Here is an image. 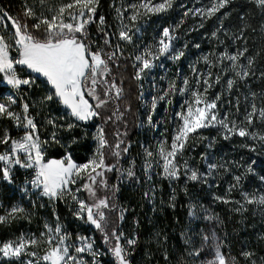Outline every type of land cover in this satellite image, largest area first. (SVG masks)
<instances>
[{
  "label": "snow or ice",
  "instance_id": "1",
  "mask_svg": "<svg viewBox=\"0 0 264 264\" xmlns=\"http://www.w3.org/2000/svg\"><path fill=\"white\" fill-rule=\"evenodd\" d=\"M231 2L232 0H209L207 6L188 8L184 16L199 17L202 21L199 27L202 28L204 20L213 17L219 20L220 16L217 14ZM251 2L264 10V0ZM36 3L40 6L39 10L25 2L22 18L13 17L0 9V27L5 30L9 26L11 28L10 38L5 32H0V122L9 121L22 133L17 138L7 126L0 123V179L12 184L17 167L25 171L31 170L32 178L27 181V185L35 190L34 194L46 197L53 205L56 202L67 204L75 219L90 225L101 234V243L114 258V264H132L130 257L139 237L135 233L127 236L119 227L128 209L113 203L119 184H110L108 174L115 173L118 182L135 180L139 183L135 171L136 161L132 159L127 168L121 165V160L128 156L131 148V144L124 139L127 133L117 130L113 134L115 141L110 143L104 127L114 117L115 120H121L125 112L131 111V107L128 106L121 112L117 103L115 111L106 118L101 109H106L109 104L120 101L124 96L123 81L117 82L111 67H118L117 61L125 56L120 42L133 44V37L140 32L139 22L167 13L173 8L174 0H139L138 3L121 6L113 4L118 22L115 33L108 30L105 16H98L100 0H67L58 6H49L47 0H36ZM223 15L227 16L228 13L224 12ZM239 19L244 21L245 17L241 15ZM29 21L33 23L29 25ZM93 24L97 26L102 44L90 36L89 27ZM178 27L179 25L164 27L154 43L136 45V53L127 57L133 61L135 80L142 81L154 68L162 67V58L179 61L185 56V51L177 49L174 43L178 39ZM247 27L249 25L244 23L238 28V34H229L221 21L220 27L211 33V37L224 44V40H220L218 35L223 30L233 44L242 40L245 46L231 52L225 48L221 52L213 51L202 55L198 62L206 66L203 71L195 63L190 65L194 83L188 77H184L179 86L176 80H170L158 95L151 97L146 116L150 125L159 103L171 105L172 97L176 95L190 94L191 98L185 99L180 105L182 110L176 113L179 123L176 124L170 141L167 137L164 138L155 151L144 147V172L148 182L152 181L154 167H159L161 171L156 174L164 180L176 182L183 178L185 186L182 191L186 195L188 182L218 187L209 184V180H215L221 174L220 170L229 172L231 169L227 163L213 162L208 152H201L199 158L204 161L206 168V171H201L185 158L188 152L195 149L198 141L209 139L202 134L203 129H216L224 140L238 136L242 140L247 138L259 141L264 148V133L254 130L257 121L264 126V94L259 96V104L256 92L244 94L242 119L237 118L242 109L240 96L236 95L234 100L223 99L225 95L231 96L234 89L239 92L241 84L246 85L250 79L257 78L256 56L246 55L249 52L245 36ZM261 30L264 31V24L261 25ZM113 36L117 43H113ZM187 46L185 44L184 48ZM195 47L199 48L200 45L196 44ZM13 52L16 53L15 56ZM157 62L161 63L158 65ZM25 70L28 75L22 76L21 72ZM41 77L49 86V91L37 101V105L44 107L55 102L63 106L67 117L71 118L70 121L61 123L65 117H45L44 123L51 129L46 138L41 137V124L37 121L40 113L33 114L34 106L24 99ZM258 78L264 79V71H259ZM222 82V90L210 96V91ZM153 87H156L154 82ZM10 90L22 92V102L18 105L20 111L13 108V105L18 104V99ZM5 95L8 96L6 101ZM222 108L225 109L223 114ZM96 119H102L104 123L95 125L96 131L92 135L95 147L84 162H77L70 149L86 139L87 132L83 137L73 133L82 124L87 125ZM61 132L69 135L61 136ZM214 142L215 137L209 140L206 148L211 149ZM52 146L64 150L62 158H46L48 149ZM241 146L251 152L257 151L255 144ZM110 159L114 162L110 163ZM255 163L256 161L251 160L246 167L237 163L235 167L243 168L244 171L232 176L234 183L228 186L226 195H213V199L223 204L238 205L233 209L238 213L248 211V205H255L264 212V193L240 190L245 174H254ZM261 171L264 172V168ZM260 180L264 182V174L260 176ZM236 190H240L241 200L231 198L232 192ZM24 191L27 192L28 187ZM81 193L86 194L84 198ZM155 195L154 186L144 192L150 202L155 199ZM176 198L173 188L169 199L170 207L175 208ZM188 207L189 217L196 218L197 205L190 203ZM201 211L204 213L203 219L219 221V217L209 209L201 206ZM113 212L117 213L116 221L111 219ZM53 216L55 224L45 223L39 236L21 234L14 240L0 242V259L9 264L12 261L20 264H99L98 257L104 253L96 247L95 239L77 236L73 241L55 211ZM17 219L30 221L31 214L22 205L12 206L5 214H0V225L10 224ZM136 224L138 226V221ZM210 239L218 242L212 249L213 257L204 264H264V256L258 257L247 245L242 246L239 253L233 256L222 251L224 241L218 240L215 231L211 235H202L204 244ZM259 240L264 242V235ZM193 243L191 237L185 239L186 245ZM41 246H44L43 255L36 250ZM202 249L203 245L192 247L188 255L199 257ZM22 257L29 259L23 261ZM85 257H91V260ZM164 259H168L166 253Z\"/></svg>",
  "mask_w": 264,
  "mask_h": 264
},
{
  "label": "trees",
  "instance_id": "2",
  "mask_svg": "<svg viewBox=\"0 0 264 264\" xmlns=\"http://www.w3.org/2000/svg\"><path fill=\"white\" fill-rule=\"evenodd\" d=\"M50 1L47 0L49 4ZM67 2V0H65ZM27 2L29 5L35 6L39 10L40 6L36 3V0H0V7L7 11L13 17H23L24 4ZM209 2V0H174L173 8L170 11L169 16L175 17L182 14L184 9L181 5L187 7L196 6L198 3ZM118 0H100V6L98 9V16L104 15L106 18V24L109 26V31L112 33L116 32L115 24V11L112 7L113 4L116 6ZM227 12L228 15L224 16L223 13ZM220 16L218 20L213 17L210 20L203 21V27H199L202 21L198 22L195 29L190 33V37L199 43L200 51H205L211 53L221 52L227 48L229 52L233 51L235 48H241L245 46L244 41H236L235 44L224 35L223 30L218 33L220 40H224V44H220L216 39L211 37V33L220 27L221 21H223V26L228 30L229 34H238V28L246 23L249 27L245 28V36L247 38L246 46L249 52L246 55L256 56V67L257 78L250 79L247 84H241L239 92L236 89L233 90L231 96L225 95L223 99L227 101L228 99H233L236 95L241 98V114L237 117L242 119L243 116V97L245 93L249 91H254L258 95L257 103H260L259 96L264 94V79L258 78L259 71H264V31L261 30V25L264 24V10L257 8L251 0H232V2L226 7V9L221 10V13L217 14ZM243 15L245 17L244 21H241L239 17ZM184 14L182 19H184ZM186 20H190V17H185ZM29 25L33 21L28 22ZM255 29V31H253ZM90 36L92 39L99 40L100 34L97 32V26L95 24L89 27ZM113 43H117L115 36L112 37ZM124 48L125 56L117 61L118 67L111 65L112 73L116 77L117 82L123 81L122 87L124 88L123 98L112 104H109L106 109H101L103 116L106 118L115 111L116 104H119V109L124 112V109L128 106L131 107V111L125 112L121 120H115L113 118L112 122L104 124L105 132L110 143L115 141L114 132L119 130L120 132H126L127 135L124 137L127 143L131 144L130 151L135 150L137 146V141L140 135V121H141V81L134 79L135 69L132 67L133 61L127 57L131 54L130 49L127 44L120 42ZM260 53V55H256ZM215 72L216 69H213ZM22 75H28L27 70L22 72ZM35 76L36 74H32ZM227 78V77H226ZM225 78V79H226ZM223 88V82L221 85H217L216 88L210 91L211 96H214L216 92L221 91ZM49 86L46 84L44 79L41 77L37 79V84L31 89V94H42L47 93ZM32 104L31 102H29ZM33 114L39 112L40 115L37 116L38 123L41 124V137L46 138L49 134L50 127L44 123V118L47 117L46 112L44 113L43 107L37 104H32ZM51 107L54 108L55 117H62L63 115L67 117L66 110L63 106L56 104L55 102L50 103ZM227 107V106H226ZM53 111V113H54ZM234 111V109H233ZM6 126L11 131L12 135L17 137L20 136L21 132L14 128L9 121ZM102 119H96L89 122L87 125H83L76 129L73 135L80 137L84 136L87 132V138L82 139L79 145L73 146L70 151L73 153L74 159L79 162H84L85 159L89 157L94 148V142L92 141V135L94 134L95 125L103 124ZM5 126V124H4ZM254 130L257 132L264 133V126H262L258 121L254 125ZM202 134L208 137V140L203 142L198 141L197 147L188 152L187 154L197 158L202 150H207L211 153L214 161L216 163H227L228 167L231 169L229 172H223L220 170L221 174L217 176L214 180V184L218 187H214V190H206L205 184H193L188 182V193L187 195L182 191L185 184H182L183 178L179 181L176 186V200L175 208L169 206V202L164 206H159L154 211H151L150 206L144 203L142 192L137 189H133L129 186L128 182H118L115 177V173H109V183L119 184V191L115 194L113 198V203L118 205L120 208L126 207L128 211L125 213V219L120 223L119 227L129 228L128 232L132 230L135 235L139 237L138 243L135 247V251L131 255L130 259L132 264H137L138 256H144V264H192L195 262L203 263L208 256L213 257V247L216 242L209 240L207 244H204L200 234L211 235L212 231L216 232V236L219 241H224L222 251L231 254L233 256L237 255L241 250V247L247 245L249 249L254 250L257 256H264V242L259 240L261 235H264V212H262L255 205H248V211L245 212H235L233 209L238 207L235 204H223L213 199V195H226L227 188L230 184L234 183L232 176L235 174H240L244 171L243 168H236L237 163L247 166L248 162L251 160L256 161L254 166V174H245L242 181V188L240 190L256 193H264V182H261L260 176L264 174L262 168H264V148L260 146L259 141L248 140L247 138L241 139L238 136H233L230 140H224L223 137L218 133L216 129H203ZM61 135L67 136L68 133L61 132ZM215 137V142L211 149L206 148V143H209ZM242 144H255L257 151L251 152L248 148L242 147ZM91 146V147H89ZM63 149L58 146L49 147L47 152V158H61L63 155ZM186 154V155H187ZM127 157L121 160V165L124 166ZM109 162H114L112 159ZM137 166V164H135ZM137 170V168L135 167ZM135 170V171H136ZM137 173V172H136ZM137 175V174H136ZM130 183H135V180H130ZM162 191L167 194L169 191V182L163 180L161 182ZM240 190L232 192L231 198L235 200H241ZM194 194L195 199L199 203V208L203 206L209 209V211L219 217V221H207L203 219L204 213L200 210V219L193 223L191 217H189L187 208L186 198L189 194ZM85 197V193H82ZM111 195V193H109ZM14 197V195L9 198ZM55 207L58 209L59 214L66 213L67 208L62 206L61 202H57ZM111 219L113 221L117 220V213L113 212L111 214ZM136 219V220H135ZM134 221H138V226ZM196 228V236L193 233V227ZM201 230V233H200ZM93 234L99 244H101L105 249L106 246L101 243V234L93 228ZM187 236H184V233ZM128 233V234H129ZM191 237L193 240L192 245H186L185 239ZM203 245L201 256L193 258L188 255L192 247H201ZM165 253L168 259H164ZM112 259V264H114V258L109 253ZM0 264H9L8 261H0ZM11 264H20L18 261H12Z\"/></svg>",
  "mask_w": 264,
  "mask_h": 264
},
{
  "label": "rangeland",
  "instance_id": "3",
  "mask_svg": "<svg viewBox=\"0 0 264 264\" xmlns=\"http://www.w3.org/2000/svg\"><path fill=\"white\" fill-rule=\"evenodd\" d=\"M66 2L65 0H53L49 2V6H58L60 3ZM139 0H118L117 5H127L129 3H138ZM154 2H159V0H154ZM209 2L204 3H198L196 6L193 7H187L183 5V13L175 17H170V11L167 13H163L157 16H152L150 19H145L139 22L138 27L140 28V32L133 37L134 43L128 45L131 54H135L137 51L136 45L145 46L151 43L155 42V39L158 38L159 33L161 32L162 28L164 27H175L176 25H179V27L176 30V36L178 39L174 42L177 49L184 50L185 56L181 58L179 61H171L168 59L162 58L163 66H157L152 70L151 73H149L142 81L141 84L143 87L141 88V92H143V96H141V121H140V135L137 141V146L134 149H132L127 159L124 163L125 168L129 166V162L132 159H135L137 166L136 174L139 178V183H130V180H125L128 182L129 186L133 189H137L138 191L142 192L143 195V201L147 205L150 206L151 211H154L159 206H164L169 202L170 196L172 194L173 188H175V194H176V186L179 184V181L176 182H169V193L167 196L162 191L161 182L164 180L156 173H159L161 169L159 167H154L153 169V178L151 182H148L146 179V175L144 172V147H148L150 150L155 151L158 144L164 139L168 138L169 141L174 133V129L176 124L179 123L178 118L176 117V113L181 111L180 105L185 99H190V94H186L184 96L176 95L172 97V104L166 105L163 102L159 103L156 109V112L153 116V123L150 125L147 122L146 116H147V108L151 104V97L156 96L159 94V91L163 89L166 84L170 80H176L177 85L179 86L181 84V81L184 77H188L190 81L194 83V76L192 75V71L190 68V65L197 64V67L200 68L202 71L205 69V65L202 62H198L200 57L204 54H208V52L200 51L199 48H196L195 45L199 44L196 43L194 39H192L189 35L190 33L195 29V26L198 22L201 21L199 17L189 15L190 20L182 19L184 12L188 8H197V7H203L207 6ZM0 9H2L0 7ZM3 10V9H2ZM5 11V10H4ZM10 15V14H9ZM116 17V15H115ZM116 19V18H115ZM181 20H183V23H181ZM115 29L118 28V22L116 20ZM0 32H5V34L10 38L11 36V28L7 30L0 27ZM187 44V48H184V45ZM13 55L15 56L16 53L13 52ZM158 65L161 62H157ZM22 75V72H21ZM23 76V75H22ZM163 77V79H161ZM153 82L155 83L156 87H153ZM49 91V90H48ZM47 91V92H48ZM11 94L15 95L18 99V104L13 105V108L16 111H20L19 103L22 102L20 99L22 96L21 93L15 92V90H10ZM45 94H31V90L27 92V96L24 97L28 102H31L32 104H37V101H39ZM211 96V93H209ZM8 99V96H4V100L6 101ZM42 107L40 106V109ZM44 113L46 112L47 116L55 117V111L54 108L51 107L50 103L47 106L43 107ZM225 109H221V114H223V111ZM54 111V113H53ZM62 117H65V120L61 121V123L70 121L71 119L66 118L65 115ZM58 118V117H56ZM8 121L0 122L3 125L8 124ZM11 123V122H9ZM12 124V123H11ZM15 128V127H14ZM51 130V129H50ZM96 129L93 131L95 133ZM22 135V133L20 134ZM63 136V135H61ZM19 136H17L18 138ZM93 141V140H92ZM94 142V141H93ZM95 144V142H94ZM208 143H206L207 145ZM198 145V142H197ZM95 147V145H94ZM197 147V146H196ZM195 147V148H196ZM201 152H208L207 150H202ZM209 153L210 159L214 161V158L212 157L211 153ZM91 155V154H90ZM89 155V156H90ZM47 158V157H46ZM55 158V157H52ZM62 158V157H61ZM186 159H189L192 164H194L196 167L200 168L201 171H206L204 161H202L199 158V155L196 159H194V156L187 154ZM51 159V158H48ZM79 162V161H77ZM32 173L31 170L25 171L24 169L16 168L14 170V181L12 184H8L7 182L0 179V214H5V212L12 206L15 205H22L25 209L28 210V212L31 214V220L28 219H17L13 221L10 224L6 225H0V242H4L7 240H14L17 237H19L21 234H24L26 236H30L32 234H35L36 236H39L40 232L44 230V224H55V218L53 216V211H55L56 214L60 217V223L63 225V227L66 229L67 232L71 234V238L73 241L76 240L77 236H90L95 239L96 247L104 254L98 257L99 264H112V259L109 256V253H107L106 249L97 242L94 234H93V228L90 225H87L83 223L82 221H79L73 217L71 212L69 211V207L67 204L62 203V206L67 208L66 213L59 214L58 209L55 207V205L51 204L46 197H40L38 194H34L35 190L31 189L27 185V181L31 180ZM214 180L210 179L209 184H214ZM184 184V180L182 182ZM151 186L155 187V199L151 202L148 198L144 196V192L148 191ZM28 187V191L25 192L24 189ZM214 187L206 186V190H214ZM14 195V199L9 198L10 196ZM82 198L84 196L82 193L80 194ZM35 202V205L34 203ZM187 202V208L189 209V204L194 203L197 205L196 209V218H191L193 223H195L197 220L200 219V210L199 203L194 197V194H189L186 198ZM57 203V202H56ZM43 205V207H41ZM126 208V207H124ZM136 220V219H135ZM136 222L134 221V226ZM193 227V233L196 236V228H194V224L190 226ZM130 227L128 228H122V230L125 232L127 236L133 235L135 232L132 230L130 233L128 232ZM129 233V234H128ZM201 233V230H200ZM184 236H187V233H184ZM202 237V234H200V238ZM40 255H43L44 246H41V248L36 249ZM89 261L91 260V257H85ZM212 256H208L207 259H205L204 262H206L208 259H211ZM29 259V257H22L21 260L26 261ZM0 261H6L3 259H0ZM200 263V264H204ZM137 264H144V256H138ZM192 264H199L198 262L192 263Z\"/></svg>",
  "mask_w": 264,
  "mask_h": 264
}]
</instances>
